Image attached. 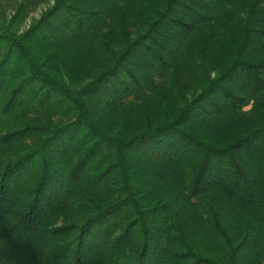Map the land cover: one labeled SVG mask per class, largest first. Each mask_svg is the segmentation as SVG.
Returning a JSON list of instances; mask_svg holds the SVG:
<instances>
[{
    "label": "trees",
    "instance_id": "16d2710c",
    "mask_svg": "<svg viewBox=\"0 0 264 264\" xmlns=\"http://www.w3.org/2000/svg\"><path fill=\"white\" fill-rule=\"evenodd\" d=\"M31 1L0 0V264H264V0Z\"/></svg>",
    "mask_w": 264,
    "mask_h": 264
},
{
    "label": "rangeland",
    "instance_id": "374dc122",
    "mask_svg": "<svg viewBox=\"0 0 264 264\" xmlns=\"http://www.w3.org/2000/svg\"><path fill=\"white\" fill-rule=\"evenodd\" d=\"M32 2V1H31ZM54 0H33L26 23L31 19L38 18L40 13L53 4ZM249 107H246V109Z\"/></svg>",
    "mask_w": 264,
    "mask_h": 264
}]
</instances>
